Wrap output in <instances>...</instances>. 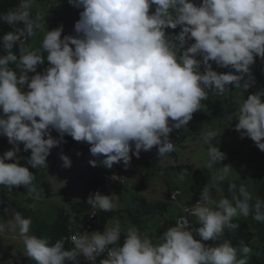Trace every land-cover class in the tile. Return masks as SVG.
Instances as JSON below:
<instances>
[{"label":"clouds","instance_id":"obj_1","mask_svg":"<svg viewBox=\"0 0 264 264\" xmlns=\"http://www.w3.org/2000/svg\"><path fill=\"white\" fill-rule=\"evenodd\" d=\"M69 3L82 9L75 35L62 38V25L48 30L37 50L28 47L26 41L44 18L31 15V0H20L15 10L0 14V21L12 26V31L2 37L6 55H0V135L13 145L0 155V186L9 190L24 186L36 198L35 175L20 164L21 144L24 151L31 150L27 165L32 168L47 167L52 148L65 135L88 143L93 157H103L90 160L93 167L111 169L122 161L128 168L133 155L139 158L142 150L147 152L154 146L163 164L175 150L170 134L188 126L209 91L223 94L230 86L239 88L245 76L249 79L243 87L248 89L251 66L257 57L264 59V0ZM20 24L23 27H17ZM177 27L181 28L178 34L166 31ZM17 43L19 55L13 52ZM45 61L48 66L37 71ZM212 62L234 71L217 72ZM235 120L241 138H251L264 151V89L244 100ZM53 130L59 139L53 137ZM216 135V131L208 130L203 140L210 143ZM208 156L209 169L220 165L213 179H228L233 167L222 163L225 153L211 146ZM61 159L64 167H71L70 157L62 155ZM187 172L182 170L178 179L183 181ZM104 174L122 173L91 175L103 179ZM124 183L107 185L104 181V187ZM99 189L87 200L93 216L96 210L109 212L118 206V195L103 194ZM228 190L231 200H216L205 186L198 201L184 209L195 218L194 223L187 216L180 217L181 209L180 218L163 233L160 243L129 227L120 244L121 227L116 223L103 231L70 236L73 247L67 250L66 238L49 245L45 239L29 235L32 221L19 212L13 211L10 227L13 231L18 228L26 256L37 264H81V256L96 264L97 257L106 251L108 258L99 264H248V246L237 248L224 242L210 247L202 242L222 235L226 228L238 227L233 220L239 216L252 215L264 223V201L257 198L253 205L243 184L237 188L231 182ZM71 229L76 231L73 223ZM4 230L0 224V232Z\"/></svg>","mask_w":264,"mask_h":264},{"label":"rangeland","instance_id":"obj_2","mask_svg":"<svg viewBox=\"0 0 264 264\" xmlns=\"http://www.w3.org/2000/svg\"><path fill=\"white\" fill-rule=\"evenodd\" d=\"M31 15L35 17L39 14L42 19L40 27L34 32L31 43L28 47L33 50L41 49L44 34L48 30H53L63 26L62 38L64 35H75V24L80 18L81 8H76L69 3V0H45L40 2L31 0ZM202 2V0H201ZM200 2V3H201ZM151 11H154L151 9ZM168 34L174 35L177 32L171 29L166 30ZM0 34V38H1ZM194 41H190L192 43ZM2 44H0V49ZM14 54L15 51L13 50ZM46 56V54H45ZM202 59V57H197ZM48 66V62L38 66L37 71H43ZM212 67L217 72H223L224 68L212 62ZM203 71V66L201 67ZM259 71L264 78V59L256 58V62L251 66L250 87H243L244 81H248L245 76L241 82V87L233 88L226 92L225 97H214L208 93V97L201 101L200 111L193 114V119L186 128L174 129L170 134V139L174 142L175 150L168 154L167 159L161 164L157 155V147L150 151H141L140 157L132 156L131 165L124 167L123 162L116 163L111 169L103 165L93 167L89 161L97 158L90 154V145L81 142L78 149H72L67 154L57 153L53 159L47 162V167L29 169L35 175L33 181L39 198L35 194H28L27 188L20 186L9 190L5 186H0L2 198L13 199L20 203L27 211V217L32 223L29 235H34L37 224L41 221L51 222L56 218L58 209L72 212V205L83 200L86 193V183L88 178L94 175H101L107 172H118L124 174L128 181L124 184H117L111 188V194L118 195V206L115 210L120 211L110 222L109 226L120 224L121 232L126 233L129 227H135L141 235H147L153 243L162 242L159 230L165 227L167 222H176L181 213L180 205L192 200L207 186L218 200L227 197L231 200L232 193L224 186L225 183L234 182L238 187L243 184L251 196L256 193L254 184L255 168L249 163L248 158L253 149L251 144H246L245 139L238 136L230 116H225L226 105L237 113L244 100L251 94L264 89V83L258 82L255 73ZM34 75V73H29ZM208 130L216 131V137L205 143L204 134ZM250 140H252L250 138ZM253 141V140H252ZM211 146L226 149L236 154V161L230 177L225 181L208 179L209 160L208 150ZM134 150V146H133ZM62 155L70 157L71 167H64L61 159ZM187 169L188 172L183 181L178 179L180 172ZM214 176V175H213ZM171 192H177L178 202L169 199ZM155 206L158 203L166 204L167 209L158 208L152 214L142 218L141 224L136 225L130 218L131 214H137V198H144ZM171 198V197H170ZM247 219L239 216L236 219ZM87 220V216L77 217L72 214V223L76 231H81L80 227ZM12 217L7 220L0 218V224L5 226L4 232H0V264H20L21 255H26L22 238L19 236L18 228L13 231L10 227ZM260 243L258 235L251 241L248 247L250 252L256 251Z\"/></svg>","mask_w":264,"mask_h":264},{"label":"trees","instance_id":"obj_3","mask_svg":"<svg viewBox=\"0 0 264 264\" xmlns=\"http://www.w3.org/2000/svg\"><path fill=\"white\" fill-rule=\"evenodd\" d=\"M40 2H44L45 0H37ZM20 0H0V14L6 13L10 10H15L16 6L19 4ZM195 3L200 4L201 0H194ZM17 27H23L22 24L17 25ZM171 29V28H169ZM174 32L179 33L181 28L177 27L176 29H171ZM9 31H12V26L5 24L4 22L0 21V34L3 37ZM2 37L0 38V44H2ZM33 36L29 37L26 41V45L29 46L31 43ZM13 50L15 54L19 55V43L14 45ZM0 55H6L3 47L0 49ZM12 68H16V65H11ZM229 71H234L231 68H224L222 73H227ZM257 77L258 82L264 83V78L262 77L261 73L257 71L254 75ZM235 88V86H230V89ZM229 89V90H230ZM227 92V91H226ZM226 92L223 94H218L212 91H209V94L214 97H225ZM227 109L223 113L225 116H230L232 119V123L235 128V132L238 136H241V132L236 130V124L238 123L236 119V112L225 106ZM53 137L59 139V134L53 130L52 131ZM246 144H251L253 149L250 153L248 158L249 163L255 168V178L254 184L256 185V193L254 192V196H252L251 203L254 205L257 198L261 201H264V151H261L255 144L254 141L250 140L248 137H244ZM81 142L75 141L71 136L65 135L63 141H61L57 146L53 147L50 155L47 157V162L50 161L55 157L57 153L67 154L72 149H78V146ZM13 145L8 143V138L6 136L0 135V155H3L4 152L10 150ZM21 151L18 155L21 157L20 164L22 166H28L29 169L32 167L27 165V159L31 156V150L24 151L23 144L20 145ZM223 153H225L226 159L222 162L223 164H232L236 161L237 157L234 152L227 151L226 149H221ZM6 162H14V161H6ZM220 165H215L212 169L208 172V179L213 177L216 172V169L219 168ZM236 184V183H235ZM237 188H238V184ZM224 186L229 188V183H225ZM99 188L101 189V193L103 194H111L110 187H104V181L102 178L97 176H90L86 183V193L83 200L73 203L72 205V212H66L64 209H58L56 218L51 222L41 221L37 224L36 231L34 233L35 236L39 238L45 239L49 245L54 244L58 239L66 238L65 239V248L70 250L73 246L70 242V236L72 233V214L77 217L82 216H89L92 213L93 209L89 204H87V200L89 196L97 192ZM249 190V189H248ZM201 193V192H200ZM200 193L197 194L192 198V201H195L200 198ZM137 214H131V220L136 224L140 225L142 218L152 214L158 208L166 210L167 205L158 203L155 206H152L146 199L137 198ZM5 209H8L6 212ZM13 211L19 212L22 214L24 218L27 217V211L23 206L13 199H6L2 198V193L0 190V218L2 220H7L12 217ZM120 213V211L113 209L109 212H102L96 210V215L93 216L92 219L89 221H85L81 224L80 230L81 232L85 233H92L95 231H103L104 228L109 226V222ZM248 222L242 220L240 218L236 219L234 223L238 224V227L229 229L226 228L224 233L220 236H217L213 240L202 241L206 246L215 247L224 242H231L234 247L241 248L243 246H248L251 241L258 235L260 238V243L254 252H250L247 257L248 264H264V223H260L255 221L252 218V215L246 218ZM175 221L172 224H165V227L159 230L160 237L163 238V233L171 226L175 225ZM198 224H195V227H198ZM125 233L121 232L120 244L124 241ZM196 239H201L198 235L195 236ZM238 258H240L238 256ZM80 261L82 264V259L80 257ZM20 264H37V262L27 257L26 255H21ZM71 264V262H69Z\"/></svg>","mask_w":264,"mask_h":264},{"label":"built area","instance_id":"obj_4","mask_svg":"<svg viewBox=\"0 0 264 264\" xmlns=\"http://www.w3.org/2000/svg\"><path fill=\"white\" fill-rule=\"evenodd\" d=\"M114 175H115L116 177H118V179H112V177H113ZM103 179H104V181H105V183H106L107 185H109V184H114V183H124V182L127 181L126 177H125L123 174H104ZM97 192H100V189H99ZM173 194H175V199H172ZM177 195H178L177 192H171L170 197H171V200H172L173 202H178V199L176 198ZM197 201H198V200H197ZM197 201H195V202H191V203H186L185 205L181 206L182 214H181L180 217H182V216H187V218L190 220V222H192V224L194 223L193 220H194L195 218H193V217H191L190 215H188V213H186L184 209H185V208H191V207H192ZM180 217H179V218H180ZM92 218H93V215L90 214V215L88 216V220H90V219H92ZM74 234H84V233L81 232V231H73L72 234H71V236L74 235ZM106 258H108V256H107V251H106L105 253H103L101 256H98V257H97L96 264H99L100 260H102V259H106ZM81 259H82V263H83V264H91V262L87 261L83 256H81Z\"/></svg>","mask_w":264,"mask_h":264},{"label":"crops","instance_id":"obj_5","mask_svg":"<svg viewBox=\"0 0 264 264\" xmlns=\"http://www.w3.org/2000/svg\"><path fill=\"white\" fill-rule=\"evenodd\" d=\"M143 199H145V197Z\"/></svg>","mask_w":264,"mask_h":264}]
</instances>
